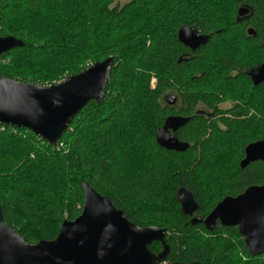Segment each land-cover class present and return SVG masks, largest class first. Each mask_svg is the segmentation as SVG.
Instances as JSON below:
<instances>
[{"label": "trees", "instance_id": "trees-1", "mask_svg": "<svg viewBox=\"0 0 264 264\" xmlns=\"http://www.w3.org/2000/svg\"><path fill=\"white\" fill-rule=\"evenodd\" d=\"M65 1L72 20L53 13V25L48 29L26 25L43 16L49 4L60 9ZM116 1L0 0V34L24 41V45L0 55V75L44 85L62 75L82 72L89 60L114 58L102 100H90L62 134L60 141L67 150H58L27 128L18 127L14 132L10 125L2 124L0 205L4 221L30 244L53 240L65 220L81 214L85 196L82 183L87 182L108 196L133 223L166 231L170 252L160 264H264V253L252 255L237 226L218 223L215 230H209L202 222H191L194 216L205 218L226 196L264 184V161L256 160L243 168L240 165L246 146L264 138V81L241 95L253 110L249 119L241 117L248 109L218 110V103L229 96L232 85L250 80L245 68L264 63V0H219L222 6H233L229 24L213 2L203 11L187 6L190 11L180 14L171 32L167 27L177 17L176 0H159L156 6L155 0H130L123 5ZM193 3L200 8L202 1ZM240 8L249 9L248 14L241 16ZM138 14L140 24L134 17ZM20 18L27 22L20 24ZM129 25L133 28L124 31ZM182 25L210 36L188 60H178L189 51L178 41ZM248 27L254 30L252 35L246 33ZM236 30L244 43L260 46L262 58L249 66L233 53L210 63L212 47ZM170 35L174 45L166 43ZM157 57L167 59L169 65L153 90L143 81L138 86L137 77L132 85L125 82L127 66L147 68V58L155 67ZM3 60L23 65L42 62L44 73L18 75L4 68ZM56 64L64 67L55 72ZM235 68L239 70L233 74ZM216 74L223 79L216 96H204L202 86ZM172 87L179 90L183 101L178 112L160 103ZM199 100L215 109V114L197 115ZM176 113L189 117L177 132L181 141L189 143L185 151L169 150L156 142L158 128L167 116ZM221 139L232 146L225 158L216 159L213 153L223 145L218 143ZM64 179L70 183L66 194ZM181 187L198 203L193 215L181 209L177 197ZM150 249L159 253L163 244L154 241Z\"/></svg>", "mask_w": 264, "mask_h": 264}, {"label": "water", "instance_id": "water-1", "mask_svg": "<svg viewBox=\"0 0 264 264\" xmlns=\"http://www.w3.org/2000/svg\"><path fill=\"white\" fill-rule=\"evenodd\" d=\"M248 12L247 8L239 9L241 16ZM250 33H254L252 28ZM209 38L190 25H182L178 30V40L194 51ZM22 45L23 40L0 34V55ZM113 62L114 58L108 57L50 86L0 75V123L27 128L57 145L86 104L93 99L102 100ZM249 74L254 85H259L264 81V63L252 68ZM166 101L173 103L175 96L166 95ZM188 120L175 115L166 117L156 132L158 145L185 151L189 143L180 141L177 131ZM256 160L264 161V138L246 146L240 165L243 168ZM82 186L85 196L81 214L74 220H65L53 240L28 243L4 221L0 205V264H160L167 257L170 246L164 229L133 223L108 196L87 182ZM177 197L182 211L193 215L198 208L193 194L181 187ZM191 222H202L209 230H215L218 223L237 226L249 252L254 256L264 253V184L251 185L237 196H226L205 218L194 216ZM154 241L163 244L161 252L150 249Z\"/></svg>", "mask_w": 264, "mask_h": 264}, {"label": "rangeland", "instance_id": "rangeland-1", "mask_svg": "<svg viewBox=\"0 0 264 264\" xmlns=\"http://www.w3.org/2000/svg\"><path fill=\"white\" fill-rule=\"evenodd\" d=\"M128 1H130V0H117L116 3L123 5V4L127 3ZM176 1H177V4H179V6L177 8L178 12L176 15L177 17L175 16L176 19H174L172 24H170L167 27L170 32H171V25H173L175 23V21L181 17L180 14L185 15L186 12L190 11L191 8L188 9V7H192L195 9H199L200 11H203L207 6H209L210 2H213L216 5L215 7L218 8L217 10H219L223 14L224 21L227 24L232 23L231 18L233 17L232 16L233 6L232 5L231 6L226 5V7L222 6V4H223L222 1L218 2L219 0H201L202 3L200 5V8L193 3V0H176ZM167 2H169V0H167L166 3ZM157 3H160L159 0H155V6L157 5ZM69 9L71 10L70 5L68 4V1L62 2L60 9H57L56 7L49 4L47 7V10L43 14V16H41L39 18L32 19L28 23H26L27 22L26 18H20L17 21H19L20 24L26 23V25L30 28H34V26H37L41 29H43V28L48 29L53 25V13H56L58 16H67L66 17L67 19L72 20ZM207 9H210V6ZM68 11H69V14L68 15L65 14ZM136 16H137V23L140 24L141 23V16H139V14L134 15V17H136ZM171 21H172V19H171ZM14 24L17 25L16 22H14ZM132 28L133 27L131 25H129L128 27L125 28L124 31L130 30ZM250 28L251 27H249V29L247 30L246 33L252 35L253 33H250ZM166 43L167 44L169 43V45H174L175 42L171 39V35L169 37L168 36L166 37ZM85 47L88 49L90 46H85ZM171 47H173V46H171ZM169 48H170V46L169 47L167 46L166 50L170 51ZM172 50H173V48H172ZM57 52H61V50L57 51ZM233 53L238 54L239 57H241V59L243 58V60H245L244 62H246V64L249 66L256 64L262 58V49L260 48V46H254L252 44L244 43L240 38V31L236 30L231 36H229L228 38H225L224 40L217 42V44L212 47L210 54H209L210 63H213L215 59H218V57H222V56L228 55V54L230 55ZM65 61H70V58L67 60H63L61 62H65ZM144 61L147 63V66H149V65L150 66L147 68H141L139 66L138 69L135 67H132V66H127L125 68V70L123 71V75H125V77H126L124 80H125V82L128 81V83L132 85V84H134L135 77H137L138 86L143 85V82H144V86H147L150 90H153L157 86L156 83L158 82V80L161 77L160 73L163 72L165 70V68H167V66L169 65V64H167L168 60L164 59V58L157 57L155 59V67L151 66V64L147 58L144 59ZM97 62H101V61H96V60H94L93 62L91 60L87 61L84 65L83 71L86 70L88 67L92 66L93 64L97 63ZM2 63L5 65L4 68H10L12 70V72H14L15 74H18V75H21V74H25V75L39 74L38 76H40L44 73L42 71L43 70V63L42 62H34L32 64L23 65V64L16 63L12 60H3ZM60 63H57V64H60ZM57 64L54 66V68L57 66ZM63 67L64 66L59 65L53 71L57 72V71L61 70ZM141 70H143V72ZM16 77H18L17 79L15 78L16 80H22V79H20L19 76H16ZM69 77H70L69 75H62L57 80L47 81L46 84H44V86H50V85L60 83L64 80L68 79ZM222 81H223V79L221 77H219L217 74L214 75L210 79V81L207 82V86L206 85L202 86L201 90H202L204 96H211L212 95L215 97L216 96V93H215L216 89L219 88L218 86L222 84ZM252 85H253V83L249 79H244L240 83H238L236 85H232L230 87V90H232V92L229 93V96L225 97L227 99H225V98H223V100L221 99L222 101L220 103V107L222 109H225L226 107H232L231 108V110L233 109L232 111H236L237 107H238V110H240V111L244 110V109H246V110L248 109L250 111L249 112L246 111L247 112L246 115L241 116V117H246L245 119H249L253 110L251 109V107H249V106L247 107L245 105L246 103L244 101H242L244 99H243V96H241V95H242V93L247 92L251 88ZM173 93H175L177 95V92H173ZM173 93H172V90H170V89L167 90V93L160 99V103L162 105H165L167 103L166 98H165L166 95L173 94ZM179 103H180V101L178 102V104ZM198 107H200L201 109H206L205 106H203L202 104L198 105ZM0 125H2V123H0ZM250 129H251V126L249 127V130ZM218 143H222L223 145L218 148V151H215V153H213V155H215L214 158H216V159L225 158V155L227 154L226 150L228 149V147L231 148L232 144L230 142H227L224 139L219 140ZM67 171H68V169H67ZM62 182L65 184L64 188H65V194H66L67 190H68V186H70V183L67 179H64ZM58 185L60 187L59 183H58ZM34 186L36 187V189L38 191H40L37 184H35Z\"/></svg>", "mask_w": 264, "mask_h": 264}, {"label": "flooded vegetation", "instance_id": "flooded-vegetation-1", "mask_svg": "<svg viewBox=\"0 0 264 264\" xmlns=\"http://www.w3.org/2000/svg\"><path fill=\"white\" fill-rule=\"evenodd\" d=\"M249 29V27L247 28V30ZM179 41V40H178ZM180 42V41H179ZM182 43V42H181ZM184 46H186L189 51H185L183 52V54L181 56H179V59L178 60H188V59H192L196 50L199 49L200 47L196 48L195 51L190 47V46H187L185 45L184 43H182ZM203 46V45H201ZM251 67H248V68H245V72H247V74L250 76V80L252 81L253 83V79H252V76L249 74V72L252 70L250 69ZM239 69L238 68H235V70H233V74H236V71H238ZM254 84V83H253ZM174 87H172V93L173 92H177V95L175 93L173 94H170L172 96H175V101L173 103H168L167 101V104H169L172 108H175L176 109V112H178L180 110V108L182 107L183 105V101H182V98L180 97V94H179V90L176 88V89H173ZM166 98V97H165ZM180 101V103L178 104V102ZM221 103V102H220ZM220 103H218V110H220L221 112H225L224 110H228L230 111L232 107H226L225 109H222L220 107ZM202 104L203 106H205L206 109H201L200 107H198V105ZM198 105L196 106V114L199 115V116H202L204 115L205 117H209L213 114H215V109L213 108H210L204 101L202 100H199V103ZM171 115H175V116H181V117H187V116H184V115H181L179 113H176V114H171ZM170 116V115H169ZM168 117V116H167ZM189 118V117H188ZM178 132V131H177ZM178 135V134H177ZM179 139V138H178ZM180 140V139H179ZM181 141V140H180Z\"/></svg>", "mask_w": 264, "mask_h": 264}, {"label": "built area", "instance_id": "built-area-1", "mask_svg": "<svg viewBox=\"0 0 264 264\" xmlns=\"http://www.w3.org/2000/svg\"><path fill=\"white\" fill-rule=\"evenodd\" d=\"M0 126H1L0 128H2V129L5 128V125H0ZM10 127L12 128V130H13L14 132H17L18 127L13 126V125H10ZM55 147H56L58 150H61V149H65V150H67V147H66L65 143L62 142V141H59L58 144H57Z\"/></svg>", "mask_w": 264, "mask_h": 264}]
</instances>
